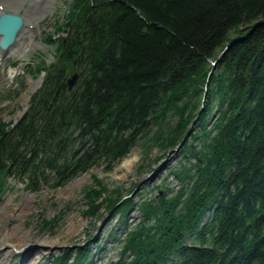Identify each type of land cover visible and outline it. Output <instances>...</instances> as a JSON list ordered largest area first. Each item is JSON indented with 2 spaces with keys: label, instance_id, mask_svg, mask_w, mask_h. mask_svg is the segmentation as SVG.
I'll list each match as a JSON object with an SVG mask.
<instances>
[{
  "label": "trees",
  "instance_id": "1",
  "mask_svg": "<svg viewBox=\"0 0 264 264\" xmlns=\"http://www.w3.org/2000/svg\"><path fill=\"white\" fill-rule=\"evenodd\" d=\"M59 33L27 113L0 121V191L62 189L155 143L180 152L177 194L136 206L99 180L84 191L88 216L138 207L121 263L264 264V0H72ZM98 247L50 261L92 264Z\"/></svg>",
  "mask_w": 264,
  "mask_h": 264
},
{
  "label": "rangeland",
  "instance_id": "2",
  "mask_svg": "<svg viewBox=\"0 0 264 264\" xmlns=\"http://www.w3.org/2000/svg\"><path fill=\"white\" fill-rule=\"evenodd\" d=\"M69 1L35 0L34 6L35 3L42 2L45 8L36 10L33 6L34 14H29L28 11L31 10H26L27 7L23 4L24 18L31 16L25 23L27 30L20 35L8 53H1L0 121L4 124L12 126L22 118L29 98L40 89L38 68L54 64L56 50L47 42L46 37H55L56 41L61 35H57V30L64 25L63 19L68 13ZM51 2L54 4L52 13L46 18L41 17L43 11L47 13L51 10L48 8ZM0 4H5L9 13H15L12 9L14 0H0ZM30 25L34 29H29ZM247 29L248 27H243L240 30L246 32ZM234 36L236 35L231 38ZM222 53L218 59H222ZM211 68L210 73L213 75L218 64L213 70L211 63ZM176 119L167 115L166 124H174ZM209 123L210 119L207 118L206 124L210 128ZM198 131L196 126L190 128L188 135L191 137H188V142L193 146L199 139L191 138ZM186 141L187 137L181 149ZM142 147L139 142L123 161L110 169L107 164H103L58 190L42 187L34 193L25 184L8 180L5 189L0 191V235L13 232L16 233L13 235L16 240L19 238L25 242L19 249L12 250L4 264H52L51 257H60L66 252L75 256L78 250H86L94 242L99 247L92 249V264H125L121 263L124 254L121 246L127 236V227L134 228L142 222L138 207L131 210L124 222L126 225L113 218L118 208L108 214L107 204L96 215L88 216L85 212L84 191L99 180L109 191H118L122 202L130 200L136 206L141 201H156L163 192H169V196L177 194L181 185L173 177L172 171L180 167V152L162 150L155 143L147 145L145 150ZM126 161L133 162V165L124 168ZM46 222L51 225L46 226ZM41 240H48L51 246L41 245ZM2 253L4 251L0 255Z\"/></svg>",
  "mask_w": 264,
  "mask_h": 264
},
{
  "label": "water",
  "instance_id": "3",
  "mask_svg": "<svg viewBox=\"0 0 264 264\" xmlns=\"http://www.w3.org/2000/svg\"><path fill=\"white\" fill-rule=\"evenodd\" d=\"M24 29V22L23 19L17 16L12 15H4L0 17V49L4 53H8L10 49L15 45L19 35L21 34L22 30ZM236 42V39H233L230 45H228L224 52L221 54L222 57L229 48ZM221 58H219L215 63H212L214 69H216L218 62ZM212 70V72H213ZM212 73H210L211 76ZM78 75L72 77L68 83V91L71 92L73 88L76 86L78 81ZM29 248V247H27Z\"/></svg>",
  "mask_w": 264,
  "mask_h": 264
},
{
  "label": "bare ground",
  "instance_id": "4",
  "mask_svg": "<svg viewBox=\"0 0 264 264\" xmlns=\"http://www.w3.org/2000/svg\"><path fill=\"white\" fill-rule=\"evenodd\" d=\"M22 7H23V3H21L20 0H14V7L12 9L14 10V12L16 14L23 15V12H22L23 8ZM34 7H35L36 10H39L38 4L35 3ZM1 13H3V14H8L9 13L5 4H0V16L2 15ZM45 16H46V12L43 11L41 17H45ZM23 17H24V15H23ZM30 28H34V26L30 25L29 29ZM26 30L27 29L25 28L23 30L22 34H24V32ZM1 57H2V55H1V51H0V58ZM132 165H133V162L126 161L125 164H124V168H130V166H132ZM17 218H19V217H17ZM13 235H16V233H13V232L10 233L9 232V233H7L5 235H0V252L4 251V253H2L0 255V264H4L5 260L12 254V250L19 249L20 247H22V244L25 242V241H23L22 239H19V238L16 240V238H14ZM12 239H14V240H12ZM39 243L41 245H50L51 246V243L48 240H41ZM28 260H27V262H28ZM32 263L33 262H30L28 264H32Z\"/></svg>",
  "mask_w": 264,
  "mask_h": 264
},
{
  "label": "flooded vegetation",
  "instance_id": "5",
  "mask_svg": "<svg viewBox=\"0 0 264 264\" xmlns=\"http://www.w3.org/2000/svg\"><path fill=\"white\" fill-rule=\"evenodd\" d=\"M26 19L29 20V19H30V16L28 15V16L26 17Z\"/></svg>",
  "mask_w": 264,
  "mask_h": 264
}]
</instances>
